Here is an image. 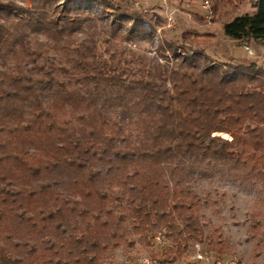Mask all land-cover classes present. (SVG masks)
Segmentation results:
<instances>
[{
	"label": "trees",
	"instance_id": "1",
	"mask_svg": "<svg viewBox=\"0 0 264 264\" xmlns=\"http://www.w3.org/2000/svg\"><path fill=\"white\" fill-rule=\"evenodd\" d=\"M220 1L235 8L240 0ZM252 1L254 11L226 29L261 42L264 0ZM69 43L90 56L75 62L78 71L40 61L23 27L0 22V230L15 240L0 245V264H104L106 243L127 241L117 234L116 215L137 233L160 221L173 243L163 261L174 262L203 230L191 211L197 195L164 190L162 166L213 163L264 181V69L253 61L217 63L200 50L183 58L177 76L135 53L108 62L94 54L95 45ZM72 79L82 86L69 88ZM114 106L129 123L135 117L136 142L117 140L108 116ZM67 107L80 111L75 128L57 115ZM114 201L122 204L118 213L109 208Z\"/></svg>",
	"mask_w": 264,
	"mask_h": 264
},
{
	"label": "rangeland",
	"instance_id": "2",
	"mask_svg": "<svg viewBox=\"0 0 264 264\" xmlns=\"http://www.w3.org/2000/svg\"><path fill=\"white\" fill-rule=\"evenodd\" d=\"M205 1L0 0V22L23 27L26 40L41 53L40 61L51 59L69 71H78L75 62L84 56L90 59L88 53L77 44L69 43L70 40L90 47L95 45L94 54L108 62H115L118 57L130 58L135 53L150 66L160 63L169 69L173 67L177 76L182 74L184 67L179 63L183 58L200 50L217 63L253 61L264 69V41H244L230 36L226 29V24L235 16L254 11L253 1L240 0L235 8L220 0H207L208 4ZM41 20L50 22L52 29L56 27L60 33L46 30ZM205 34L211 35L212 41L197 37ZM65 84L74 89L82 86L81 81L74 79L66 80ZM168 86L172 83L168 82ZM79 112L67 107L57 115L75 128ZM108 116L119 142L124 135L129 137L127 140H138L134 115L133 122L129 123L120 107L114 106ZM213 134L231 139L227 133ZM162 171L161 183L168 193L182 188L197 195L191 211L203 230L201 240H191L176 255V261L167 263L163 259L173 245L172 236L161 228L160 221L156 223L158 226L149 224L142 233H137L128 220H120L116 215L121 228L117 234L123 232L127 241L117 239L118 244L106 243L101 259L104 264H140L145 258L149 259L148 264H264L263 180L245 168L192 164L186 160L178 165H164ZM109 208L118 213L122 204L114 201L109 203ZM14 242L12 238L5 239L0 230V245L11 246ZM18 251L27 258L23 248L19 247ZM38 252L37 248L32 257Z\"/></svg>",
	"mask_w": 264,
	"mask_h": 264
},
{
	"label": "built area",
	"instance_id": "3",
	"mask_svg": "<svg viewBox=\"0 0 264 264\" xmlns=\"http://www.w3.org/2000/svg\"><path fill=\"white\" fill-rule=\"evenodd\" d=\"M205 3L208 4V1L206 0ZM247 49L251 53V50L248 47H247ZM148 262H149V259L148 258H145V259H143V260L140 261V264H148Z\"/></svg>",
	"mask_w": 264,
	"mask_h": 264
},
{
	"label": "crops",
	"instance_id": "4",
	"mask_svg": "<svg viewBox=\"0 0 264 264\" xmlns=\"http://www.w3.org/2000/svg\"><path fill=\"white\" fill-rule=\"evenodd\" d=\"M261 42H263V41H261Z\"/></svg>",
	"mask_w": 264,
	"mask_h": 264
}]
</instances>
